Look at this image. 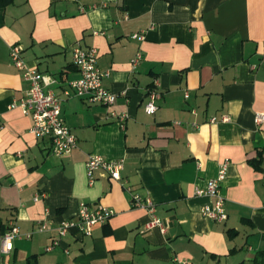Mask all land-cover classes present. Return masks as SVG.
Listing matches in <instances>:
<instances>
[{
	"label": "crops",
	"instance_id": "0c3cea01",
	"mask_svg": "<svg viewBox=\"0 0 264 264\" xmlns=\"http://www.w3.org/2000/svg\"><path fill=\"white\" fill-rule=\"evenodd\" d=\"M78 45L98 49V66L111 72L104 86L126 96L113 107L65 99L62 116L77 147L57 156L49 138L31 133L32 117L11 109L28 86L10 53L21 46L26 67L50 76L47 89L64 97L80 78ZM155 81L162 96L148 115ZM114 113L126 116L124 127ZM261 113L264 0H15L0 7V232L13 224L21 232L1 264H264ZM94 154L124 159L121 180L97 171L90 183L86 163ZM225 161L228 219L218 223L202 215L213 201L197 190ZM127 188L153 201L165 231L148 228L151 215L133 205ZM82 203L115 215L91 236L71 230L47 251ZM41 223L47 232L38 231Z\"/></svg>",
	"mask_w": 264,
	"mask_h": 264
},
{
	"label": "built area",
	"instance_id": "2783aa9c",
	"mask_svg": "<svg viewBox=\"0 0 264 264\" xmlns=\"http://www.w3.org/2000/svg\"><path fill=\"white\" fill-rule=\"evenodd\" d=\"M133 39L143 41V35H133ZM22 47L14 46L11 49L10 57L15 67L23 72L24 82L28 89L26 95L19 101H15L11 105V109L18 108L25 115H30L33 119V125L30 129L36 138H49L52 142V151L57 156L68 155L77 147V137L74 135L70 127L66 124L62 116V104L65 99L78 97L90 104H102L113 107L120 96H126V92L120 94L111 91L104 86V81L111 76L110 71H103L98 66L100 53L97 48H83L76 46L73 50V64L80 73V78L70 82L69 90L64 92V97L56 95L53 91L47 89L55 81L47 75L36 70L26 67L22 58ZM142 53H138L131 61V66L135 69L142 60ZM158 81L148 89L145 112L148 115H154L159 109L158 102L161 99ZM189 95L186 94V98ZM124 127L125 115H116ZM227 117L222 121H228ZM264 120V113L256 116V123L260 124ZM216 118L211 119V123H215ZM193 128L198 129L200 125L193 123ZM3 125L0 122V130ZM124 159L108 160L99 155H90L86 167L90 183L95 181V173L97 171L105 172L112 180L120 181L121 172L124 169ZM229 171V162L225 161L220 164L218 173L215 178L209 180L204 189H198L197 194L207 196L212 199L211 205H205L201 213L205 218L211 219L218 223H223L228 219L225 208V198L221 193V184L226 180ZM131 195L133 205L143 208L151 215V222L148 228H160L165 231L164 222L156 215V209L153 201L149 197H142L127 188ZM43 196V195H42ZM40 196L35 197L38 201ZM115 211L99 206L92 209L89 205L82 203L75 219L62 221L57 227V237L52 240V245L47 247V251L52 250L54 246H58L61 239L69 234L71 230H77L80 234L91 236L93 229L97 225L106 224L113 216ZM39 232H47L48 227L45 223L38 226ZM21 236L20 229L16 225H11L6 232H0V264L3 258L14 250V243ZM31 235H27V238Z\"/></svg>",
	"mask_w": 264,
	"mask_h": 264
},
{
	"label": "trees",
	"instance_id": "16d2710c",
	"mask_svg": "<svg viewBox=\"0 0 264 264\" xmlns=\"http://www.w3.org/2000/svg\"><path fill=\"white\" fill-rule=\"evenodd\" d=\"M15 2V0H0V7L6 8L10 5H12ZM255 167H258L259 169H262L261 167L257 166L255 162H252Z\"/></svg>",
	"mask_w": 264,
	"mask_h": 264
}]
</instances>
